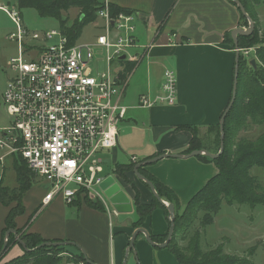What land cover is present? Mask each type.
Instances as JSON below:
<instances>
[{
    "label": "crops",
    "instance_id": "crops-1",
    "mask_svg": "<svg viewBox=\"0 0 264 264\" xmlns=\"http://www.w3.org/2000/svg\"><path fill=\"white\" fill-rule=\"evenodd\" d=\"M106 1L132 10L135 19L136 45L128 49V54L136 61V67L129 75L123 99L127 113L117 125L116 147L101 152L103 166L106 160L112 172L105 176L122 182L125 190L121 189L132 211L109 216L82 202L74 201L68 206L60 198L41 207L48 185L37 179L36 189L32 186L23 197L25 211L14 219L16 229L46 241L74 243L79 250L74 249L93 264H122L131 256H135L138 264H178L168 251L148 245L142 234L134 240L133 250H128L136 229L133 223L138 220L133 201L135 190L142 204L151 203L153 195L132 171L124 173L126 183L114 170L116 165H130L132 157H136L137 164L162 153L188 155L185 152L189 149L192 132L178 129L179 126L197 129L201 149L213 153L215 133L211 127L219 124L234 79V50L226 42L225 35H230L235 27L242 28L241 16L229 0ZM140 67L143 69L135 77ZM165 70L173 71L177 79L175 104L139 108L141 94L158 95ZM7 163L10 165L9 159ZM144 170L170 188L181 205L218 172L213 163L203 162L197 156L162 158ZM9 209L0 203V241L5 238L2 230ZM140 228L150 236H163L168 232L164 212L155 209ZM8 250L0 258V264L24 253L18 242Z\"/></svg>",
    "mask_w": 264,
    "mask_h": 264
},
{
    "label": "built area",
    "instance_id": "built-area-1",
    "mask_svg": "<svg viewBox=\"0 0 264 264\" xmlns=\"http://www.w3.org/2000/svg\"><path fill=\"white\" fill-rule=\"evenodd\" d=\"M100 1L101 33L83 45L70 44L59 28L29 34L17 7L0 6L15 25L8 38L17 44V56L8 61L13 75L0 90V103L10 118L9 126L0 127V179L7 159L20 156L48 185L41 207L57 198L72 206L84 197L117 216L99 187L106 178L101 152L116 147L117 125L127 113L123 99L129 76L120 77V61L134 59L128 49L136 45L135 19L132 13L111 17L108 2ZM28 37L37 44L26 43ZM98 47L105 52V69L95 75L90 63ZM114 61L119 66L113 70ZM162 79L158 95H140L139 108L175 104V73L165 70ZM131 161L135 164L136 157Z\"/></svg>",
    "mask_w": 264,
    "mask_h": 264
},
{
    "label": "trees",
    "instance_id": "trees-1",
    "mask_svg": "<svg viewBox=\"0 0 264 264\" xmlns=\"http://www.w3.org/2000/svg\"><path fill=\"white\" fill-rule=\"evenodd\" d=\"M237 1H240L246 15L250 18L254 26V29L252 30L253 32L248 37H237V45L242 49L255 47L254 57L259 66L249 68L248 62L245 61L240 54L238 59L236 96L231 106L232 108L226 114L223 121L224 144L222 154L216 159L197 156L203 162L213 163L218 169L217 174L209 178L205 185L189 199L182 212L177 214L180 204L175 193L166 185L160 184L152 174L144 170L145 167L138 168L139 173L154 185L155 192L159 198L169 202L174 207V232L171 240L166 246L178 264H251L248 259L252 255L251 252H249L246 257L238 258L226 253L224 254L221 245L209 252H202L199 245L200 234L198 231L194 233V236L189 243V254H185L184 251L181 252L177 245L173 243L174 236L178 233L179 228L188 227L193 223L196 218V215H194L196 209L202 210L203 215L199 219V223L201 226L205 227L212 223L213 215L219 210V207L224 200H227L228 202L243 203L250 206L259 204L264 205V194L260 191L259 182L250 175V171L253 167L264 168V136H258L252 140L241 137L239 138L237 136L240 130L249 125L264 124V43L258 38V18L252 9V4L259 3L263 0ZM230 3L236 6L234 1H230ZM108 5L111 17H115L119 13L133 14V11L128 8H120L113 4ZM15 6L19 10L20 17L23 9H33L41 18H53L58 21V28L63 35L68 37L70 44H74L78 41L82 29L85 26L97 21L98 11L103 9L100 0H15ZM70 9L78 10V14L69 24L66 19H62V16L63 13H67ZM240 16V25H242V21H247V19L241 14ZM225 37L226 42L230 45L232 50H234L230 35H225ZM120 63L124 65L120 77L125 79L136 67V61H120ZM231 95L226 106L231 100ZM177 128L187 129L192 132L189 149L185 153L201 149L199 139L197 138V129L184 126H179ZM211 128L215 133L214 142L216 141L217 145L216 151H213V153L217 154L220 147L219 124L212 126ZM144 161L147 160L141 162ZM9 162L12 171L15 174V184L10 188L3 186V181L0 182V203L6 207H10L8 214L4 219L5 227L2 230V235H4L6 231L14 229L16 235H18V238L28 251L23 249L24 253L22 256L15 257L13 260L4 264H25L28 263V261H30V264H58L60 258L54 257V252L58 250V247H37L45 242L63 243L65 241H46L38 235L20 233L21 230L16 229L14 219L24 214L25 208L24 204H22L23 197L33 184L36 183L37 177L28 169L26 162L21 159L20 156L11 155ZM134 165L135 164L133 163L130 165H116L115 171H117L120 177L128 183L124 173L132 171ZM143 185L145 186L144 183ZM133 201L135 202V212L138 216V220L133 223L134 228H140L149 215L157 208L164 211V214L167 216L169 227L170 221L168 212L165 206L161 205L154 197H152V202L148 203V205L142 204L139 201V193L135 190ZM76 202L85 203L86 206L88 205L100 212L104 211L100 204L90 202L84 197H78ZM167 233L164 234V236L152 235L150 237L153 242L161 244L166 239ZM16 242L17 240L15 239V236L10 234L3 251L2 247L4 239H2L0 241V258L4 253L9 251L8 249L10 246ZM69 247L78 249L75 244L69 245ZM133 248L130 251H132ZM75 259L84 264H88L85 262L82 253H79Z\"/></svg>",
    "mask_w": 264,
    "mask_h": 264
},
{
    "label": "rangeland",
    "instance_id": "rangeland-1",
    "mask_svg": "<svg viewBox=\"0 0 264 264\" xmlns=\"http://www.w3.org/2000/svg\"><path fill=\"white\" fill-rule=\"evenodd\" d=\"M0 2L3 3L1 4V6L7 7L9 9H11L12 7H16L15 0H0ZM252 9L258 18V38L261 42L264 43V0L256 4H252ZM21 13V20L24 23V26L28 29L29 34L33 32L42 33L52 28L59 27L58 21L53 18H41L33 9H23ZM77 14L78 10L70 9L69 11H67V13H63L62 19H66L70 24L76 18ZM97 20H99V22H94L96 23V25L94 23H91L82 29L80 38L78 39L77 43L83 44V42H90L101 33V24L103 23V21L100 19ZM248 26L249 23L246 20L242 21V29L245 30L248 28ZM10 33H15V25L10 21L5 13L0 11V90L5 87V82L8 80V78L13 75L11 68H9L8 61L10 60V58L17 56V44L14 39L8 38V35ZM25 42L32 45L37 44V42L31 39V37H28ZM94 51L95 55L90 63V66L93 68L94 74L96 75L99 74V72H102L103 69H105V52L99 47L95 48ZM254 52L255 47H250L247 49L243 48V50H241L240 52L241 56L245 59V61L248 62L249 68H255L259 66L257 64V61L255 60ZM250 60L255 61V66L251 64ZM112 65L113 70L118 68L119 66L116 61H114ZM141 69L143 68L140 67L138 69L135 77H137ZM126 102L127 101H125V103ZM9 124L10 118L5 113L2 103H0V127H7L9 126ZM262 135L264 136V124H252L240 130L237 136L239 138L241 137L252 140ZM216 147L217 145L215 141L214 145L211 146V148L213 149V151H216ZM120 161H122V159H120ZM109 170L110 165L105 160L104 166L102 165L103 175L108 172L112 174V172ZM115 173L116 175H119L117 171H115ZM1 175L2 178L0 179V182L3 181V186L11 188V186L15 184V174L13 173L11 165H9V163H7V165L5 164ZM250 175L254 177L257 182H259L260 191L264 194V168L253 167V169L250 171ZM116 183H118V185L121 186L123 190H125V186L118 178ZM37 186L38 183L33 184L34 189H36ZM86 200L93 202V200L90 199ZM165 202L170 204L167 201ZM179 204L180 205L177 210V214L182 212L187 203L185 205H181V203L179 202ZM101 206L103 207V205ZM110 209H112L111 205ZM194 215H196V218L193 223L188 227L179 228L178 233L174 236L173 243L177 245L178 249H180L181 252L184 251L185 254H189V243L194 236V233L198 231L200 234L199 245L202 252H209L210 250L215 249L216 247L221 245L224 254L226 253L228 255L240 258L246 257L248 253L251 252L252 255L248 258L251 264H264V205L259 204L250 206L243 203L228 202L227 200H224L221 203L219 210L215 213V215H213L212 223L209 224V226L205 227L201 226L199 223V219L203 215L202 210L196 209ZM37 248L41 247L38 246ZM164 250L168 251L167 253H169L172 259H174L173 255L167 247L164 248L163 251ZM78 255L79 253L76 249L69 247V245L63 244L59 245L58 250L54 252V257H59L61 264H75L79 262L75 259ZM25 264H30V261ZM126 264H138V262L136 261L135 256H131L128 260H126Z\"/></svg>",
    "mask_w": 264,
    "mask_h": 264
},
{
    "label": "water",
    "instance_id": "water-1",
    "mask_svg": "<svg viewBox=\"0 0 264 264\" xmlns=\"http://www.w3.org/2000/svg\"><path fill=\"white\" fill-rule=\"evenodd\" d=\"M229 1H234L236 3V6L240 12V14L242 16H244L248 23H249V26L247 29H242L240 27H235L232 31H230V37L232 39V42H233V47H234V62H235V67H234V72H233V84H232V88H231V92H232V95H231V100L229 102V104L225 107V110L223 111L220 119H219V133H220V147H219V151L217 154H214V153H210L209 151H205L203 149H200V150H192V152H190L188 155H181V154H165V153H162L161 155L159 156H156V157H153V158H150V159H147V161H144V162H139L137 164L134 165V167L132 168V172L134 173L135 177L143 182L145 184V186H148L153 197L161 204V205H164L167 212H168V215H169V221H170V224H169V227H168V233H167V237L166 239L164 240L163 243L161 244H157L155 242L152 241L150 235L148 234L147 231H145L144 229L142 228H136L129 240V244H128V250L130 251L132 248H133V243H134V240L136 239V237L140 234H142L145 238V241L148 245H151V246H154V247H157L159 249H164L166 248L167 244L169 243V241L171 240L172 238V235H173V228H174V208H173V205L172 204H168L166 203L164 200H161L159 198V196L156 194L155 192V188H154V185H152V183L149 181V180H146L138 171V168L140 167H146L147 165L149 164H153V163H156L160 160H162V158H173V159H177V158H181V157H192V156H205V157H209L210 159H216L219 157L220 154H222V150H223V144H224V138H223V121H224V118L226 116V114L230 111V109L232 108V104L234 102V99H235V96H236V85H237V72H238V59H239V56H240V48L239 46L237 45V37L238 36H244V37H248L253 31V23L251 22L250 18L246 15L245 13V10L242 6V4L240 3V1H237V0H229ZM125 58V56H121V60H123ZM251 64L253 66H255V61L253 60H250ZM100 187V190L101 192H103V195L104 197L107 199V201L111 204V206L113 207V209L115 210V212L118 214V213H131L132 211V205L128 199V197L126 196L125 192L121 189V186L118 185V183L115 182V179L111 176H108L106 177L104 180H102L101 184L99 185ZM11 235H14L18 244H20L22 246V248L25 250V251H28L25 249L23 243L20 241V239L18 238V235H16V232L14 229L12 230H8L6 231V233L4 234L5 235V238H4V244H3V247H2V250L4 251L5 249V246L7 244V240L9 238V236ZM73 245L74 243H69V242H58V243H49V242H45L43 243L42 245H40V247L42 248L43 246H51V247H58L59 245ZM83 254V253H82ZM84 256V254H83ZM84 260L86 263L88 264H93L91 263L90 261H88L85 256H84ZM122 264H126L125 260H123V263Z\"/></svg>",
    "mask_w": 264,
    "mask_h": 264
},
{
    "label": "bare ground",
    "instance_id": "bare-ground-1",
    "mask_svg": "<svg viewBox=\"0 0 264 264\" xmlns=\"http://www.w3.org/2000/svg\"><path fill=\"white\" fill-rule=\"evenodd\" d=\"M97 20V19H96Z\"/></svg>",
    "mask_w": 264,
    "mask_h": 264
}]
</instances>
